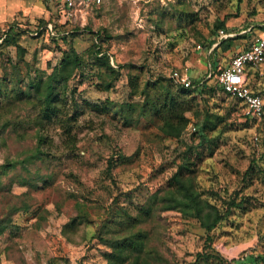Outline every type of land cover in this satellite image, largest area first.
I'll use <instances>...</instances> for the list:
<instances>
[{
    "label": "rangeland",
    "instance_id": "rangeland-1",
    "mask_svg": "<svg viewBox=\"0 0 264 264\" xmlns=\"http://www.w3.org/2000/svg\"><path fill=\"white\" fill-rule=\"evenodd\" d=\"M263 5L260 0H103L67 16L56 0H0V34L12 28L24 49L21 55L0 38V264H107L111 247L96 232L109 217L102 228L107 238L137 230L147 234L150 264H189L204 251L218 258L198 264H254L253 256L264 264L259 258L264 176L256 166L248 169L251 162L264 167V125L246 119L240 103L217 87L211 90L215 80L205 78L259 32ZM247 24L253 30L235 37ZM101 27L105 34L99 40ZM213 31L216 40L205 47ZM228 37L225 49L216 46ZM92 41L119 69L109 89H101L99 69L87 55ZM69 45L85 65L65 86L59 84L57 116L39 123L35 94L20 92L29 80L45 79ZM184 67L192 78L196 70L205 78L210 88L204 95L181 93L171 81V72ZM260 71L251 72L248 83L264 95L263 67ZM160 82L180 94L177 111L188 122L178 137L163 132L150 110L137 115L140 103L147 99V110L163 92ZM125 103L135 104L133 119L120 110ZM204 117L201 141L197 122ZM184 154L193 163L188 177L199 197L221 211L230 198L243 201L209 232L191 215L158 207ZM112 158L118 162L107 171ZM155 203L148 216L134 220Z\"/></svg>",
    "mask_w": 264,
    "mask_h": 264
},
{
    "label": "trees",
    "instance_id": "trees-1",
    "mask_svg": "<svg viewBox=\"0 0 264 264\" xmlns=\"http://www.w3.org/2000/svg\"><path fill=\"white\" fill-rule=\"evenodd\" d=\"M260 1L263 2L264 0ZM253 11L254 13L256 11L254 7ZM217 26H221L219 28L222 29V27L224 26L223 21H220ZM247 26L249 25H246L244 28H246ZM44 28L46 29V27H43V29ZM249 30L252 31V28H250ZM249 30L248 32H250ZM41 31L42 29L40 28L37 30V32ZM104 31L105 29L103 27L97 29L96 36H99V40H101V36L105 34ZM16 35L17 33L12 28H10L0 34V38L2 37L1 42L5 45H14L17 48L18 52L22 55L24 49L22 48L21 44L18 43ZM50 35L53 39H57L59 33L56 32L55 34ZM246 35L247 32L245 30L241 33H237L235 37H243ZM216 37V33H214L213 31L211 35L206 39V42H204V46H210L216 40ZM60 38H65V36L63 35ZM230 40L231 37L220 39L216 46H222L223 49H225L226 47L222 44L225 42H229ZM87 51V55L91 58L92 64L99 69L98 75L103 81L101 89H109L112 86L119 69L115 67L113 60L109 58V54L103 51L99 42L92 41ZM85 62L86 61L84 60L83 56L78 53L71 45H69L68 47L62 49L59 63L53 66L51 72L46 75L45 79H31L25 83V91H22L23 93L20 92V94L29 95L30 92H33L35 94L37 99L36 103L39 105L40 108V111L37 114L39 123L41 121L50 122V120L57 116L61 108L58 102V97L60 94L58 92L59 84H63V86H65L67 79L72 76L74 70L81 69L85 65ZM220 68L221 67L214 70L210 69L209 76H207L206 73L205 78H214V82L216 84L215 86H211V88L208 87L206 82L204 81L205 78H193L192 81L194 83H197L199 81L198 84L194 87L189 88L179 85L181 89L180 92H193L200 95H204V93H206L209 88L211 90H214V88L216 89L217 87V89L221 90L223 93H225L235 101L239 102L242 110L244 104L243 101L241 99L233 97L229 93H226L217 83L216 75ZM160 80L162 81V79ZM19 81L23 83L24 78L20 77ZM160 86L162 87L163 92L158 97L155 96L151 99L150 106L147 110L145 109V107L147 106L149 101L146 99L143 103H140L137 115H145L150 110L152 114H154L157 118L160 119V129L163 132L167 133L168 135L178 137L184 130L188 122V119L183 114V111L180 110V113L177 111V109L179 108L177 106V100H180V94L178 92H171L167 83L160 82ZM251 88L254 92L260 93L254 87L251 86ZM124 106H122L120 110L128 112L127 115L130 116L131 119H133V111L135 110V104L125 103ZM95 108H97L98 110L99 106L95 105ZM182 108L184 109V107ZM103 110H106L105 104L103 105ZM242 115L245 116L243 113ZM245 117L248 120L257 121L264 125V118L259 121L251 119L247 116ZM131 119L126 118V122H130ZM206 122L207 119L205 117L197 122L198 131H200L199 138L201 141H203L205 137L204 127L206 126ZM65 126V128H67L66 132L67 137L69 139L68 142L72 144L74 143V137L73 135H70L71 133L68 131V127L70 126V124H66ZM38 140L43 141L44 136L38 135ZM117 160L118 158L108 159L106 166L107 171H109L111 167L116 162H118ZM190 164H193L192 161H190L188 156L184 154L182 161L178 163L176 169L172 172L169 177L168 187L162 192V195L159 197L158 207L160 209H176L181 211L185 215H191L198 220L200 226L204 228L206 232H209L214 229L219 222H221L226 216L230 214L231 209L243 206V201L241 199L236 200L235 198H230L229 201H225L224 208L221 211L215 205H212L203 198L199 197L198 194L192 188L190 178L188 177V174H190V172L192 171L191 167L189 166ZM254 166H256L258 171L264 176V167H261L260 165H257L254 162L250 163L248 169ZM155 205L156 203L149 204L148 206H145V208L143 207V215L140 216L138 219H136L135 217L134 220L140 221L144 217L148 216L152 211L151 207ZM6 219H8V216L6 217ZM110 220V217L104 220L96 232V236L101 240H107L108 246L111 247V251L107 255V264H120L125 261H128L129 264H138L140 262L142 264H150L147 257V234L140 230H137L130 231L121 236L107 238V235L102 234V228L107 225L106 221ZM207 239H209V236H207ZM207 244L208 246H210L209 242ZM209 257L218 258V255H214V253H212L211 251L197 252L196 260L190 262L189 264H198L199 259L207 260ZM253 257L254 264H258L257 256ZM259 258L264 261V255L260 256Z\"/></svg>",
    "mask_w": 264,
    "mask_h": 264
},
{
    "label": "built area",
    "instance_id": "built-area-1",
    "mask_svg": "<svg viewBox=\"0 0 264 264\" xmlns=\"http://www.w3.org/2000/svg\"><path fill=\"white\" fill-rule=\"evenodd\" d=\"M102 1L56 0L67 16H73L78 10L100 4ZM258 21L259 32L252 36L246 47L231 57L227 65L219 69L216 80L226 93L243 101L242 113L245 116L260 121L264 118V95L254 92L248 84V76L251 72L258 71L261 75L260 68L264 69V15ZM48 29L54 34L51 26ZM219 31L222 36L223 31L221 29ZM187 71V67L173 70L170 75L171 81L186 88L194 87L199 81L194 83ZM209 75L210 70L207 72V76Z\"/></svg>",
    "mask_w": 264,
    "mask_h": 264
},
{
    "label": "crops",
    "instance_id": "crops-1",
    "mask_svg": "<svg viewBox=\"0 0 264 264\" xmlns=\"http://www.w3.org/2000/svg\"><path fill=\"white\" fill-rule=\"evenodd\" d=\"M247 25H249V26H247L246 28H243V30H241L240 32H243V31H245L246 29L247 30H249L250 28H252L251 26V24H247ZM253 30V29H252ZM250 31V30H249ZM251 32V31H250ZM232 34V33H231ZM236 34V33H235ZM199 73H198V70H196V74H195V78H197L199 75H198ZM199 78V77H198Z\"/></svg>",
    "mask_w": 264,
    "mask_h": 264
}]
</instances>
